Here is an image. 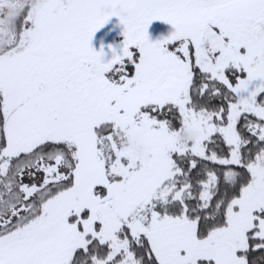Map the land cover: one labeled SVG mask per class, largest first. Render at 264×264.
Here are the masks:
<instances>
[{
    "label": "snow or ice",
    "instance_id": "1",
    "mask_svg": "<svg viewBox=\"0 0 264 264\" xmlns=\"http://www.w3.org/2000/svg\"><path fill=\"white\" fill-rule=\"evenodd\" d=\"M0 264H264V0H0Z\"/></svg>",
    "mask_w": 264,
    "mask_h": 264
},
{
    "label": "rangeland",
    "instance_id": "2",
    "mask_svg": "<svg viewBox=\"0 0 264 264\" xmlns=\"http://www.w3.org/2000/svg\"><path fill=\"white\" fill-rule=\"evenodd\" d=\"M159 23V22H154ZM122 26L119 25L116 17H111L109 21L102 26L97 32L94 34L93 44L96 47L100 46L101 42L109 43V42H118L122 39L120 35Z\"/></svg>",
    "mask_w": 264,
    "mask_h": 264
}]
</instances>
